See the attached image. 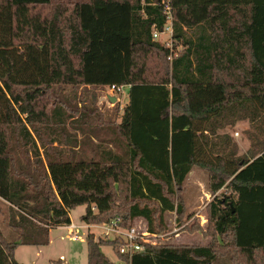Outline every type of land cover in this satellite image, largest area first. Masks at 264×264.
<instances>
[{
	"label": "trees",
	"instance_id": "obj_1",
	"mask_svg": "<svg viewBox=\"0 0 264 264\" xmlns=\"http://www.w3.org/2000/svg\"><path fill=\"white\" fill-rule=\"evenodd\" d=\"M112 85L129 90L118 121L77 94ZM0 126V264L79 205L87 224L183 225L196 168L213 199L184 229L209 243L141 240L130 256L89 233L87 264H114L103 244L125 264H264V0H0Z\"/></svg>",
	"mask_w": 264,
	"mask_h": 264
},
{
	"label": "rangeland",
	"instance_id": "obj_2",
	"mask_svg": "<svg viewBox=\"0 0 264 264\" xmlns=\"http://www.w3.org/2000/svg\"><path fill=\"white\" fill-rule=\"evenodd\" d=\"M167 35L159 36L161 41H166ZM128 87L121 91L112 90L109 87H86L79 88L77 94L86 96L87 104L96 97V106L104 115L106 120H119V112L128 101ZM114 96L116 100L111 101ZM119 110H118V109ZM2 128V126H0ZM243 124H239L235 130L234 136L241 140L243 137ZM241 143V142H240ZM242 144V143H241ZM243 145H241L242 147ZM185 199L187 212L192 214L191 218H185L184 224H192L198 220L202 226L207 225V215L205 207L213 196L208 190L207 174L201 169H194L188 176L185 184ZM6 203L0 192V230L9 235L10 227L6 223ZM86 206L79 205L74 207L71 212L72 223L79 225V238L74 239L68 226H57L50 229L49 243L45 245H19L15 251V259L22 264H87L88 248L86 237L93 233L95 237L104 236L105 238H114L112 234H105V224H87L81 220V215L85 213ZM175 213H168L166 216V229L164 232L151 234L147 231L145 220L138 218L135 220V226L140 232L146 233L144 243L157 244H193L202 245L209 243L210 239L205 238L201 232H189L184 229V224L179 225L175 219ZM101 250L112 260L114 264L120 263L116 252L112 246L103 244ZM61 261V262H60Z\"/></svg>",
	"mask_w": 264,
	"mask_h": 264
},
{
	"label": "built area",
	"instance_id": "obj_3",
	"mask_svg": "<svg viewBox=\"0 0 264 264\" xmlns=\"http://www.w3.org/2000/svg\"><path fill=\"white\" fill-rule=\"evenodd\" d=\"M169 10V8H167ZM171 20V17H169V21ZM164 33L168 35V38H171L172 35V26H171V22L170 24H168L165 29H164ZM155 37H158L159 34L155 33L154 34ZM170 41H168L169 43ZM110 89L112 90H116V91H121L123 90L124 87L122 86H109ZM119 218L113 220L111 223L107 224L105 223L104 228H106V232L105 234H112L115 237H120L124 239V243L120 248V252L121 253H128L130 256H132V254L136 251H139L141 249L144 248L143 244L140 243V241H145V234L143 232H140L136 226H132L130 228H123L121 226L118 225L119 222ZM70 229V231L73 234V238L74 239H78L79 238V234H78V230H79V225H76L74 223H70L69 225H67ZM120 262V261H119ZM121 263V262H120Z\"/></svg>",
	"mask_w": 264,
	"mask_h": 264
},
{
	"label": "crops",
	"instance_id": "obj_4",
	"mask_svg": "<svg viewBox=\"0 0 264 264\" xmlns=\"http://www.w3.org/2000/svg\"><path fill=\"white\" fill-rule=\"evenodd\" d=\"M239 124H243V126H244V128L242 129L243 131H242V134H243V137H242V139L241 140H238L235 136H234V133H233V136L236 138V140H237V142H238V144L240 145V147H241V145H243L242 147H241V151L242 152H245L249 147H250V141H249V139H248V137L246 136V134L244 133V129L245 128H247L248 127V122L247 121H243V122H239L238 123V125L236 126V128L233 130V132H235V130L237 129V127L239 126ZM242 144H241V143ZM3 199V198H2ZM5 202H7L5 199H3ZM71 222H72V220H71Z\"/></svg>",
	"mask_w": 264,
	"mask_h": 264
},
{
	"label": "water",
	"instance_id": "obj_5",
	"mask_svg": "<svg viewBox=\"0 0 264 264\" xmlns=\"http://www.w3.org/2000/svg\"><path fill=\"white\" fill-rule=\"evenodd\" d=\"M116 98L114 96L111 97V101L114 102Z\"/></svg>",
	"mask_w": 264,
	"mask_h": 264
}]
</instances>
